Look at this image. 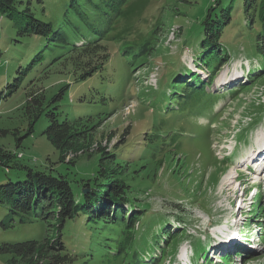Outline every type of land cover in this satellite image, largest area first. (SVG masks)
Segmentation results:
<instances>
[{
    "label": "rangeland",
    "instance_id": "obj_1",
    "mask_svg": "<svg viewBox=\"0 0 264 264\" xmlns=\"http://www.w3.org/2000/svg\"><path fill=\"white\" fill-rule=\"evenodd\" d=\"M21 1L23 9L56 28L71 20L77 25L73 0ZM228 8L232 18L221 27L219 39L230 60L213 72L217 57L203 62L205 55L197 43H187L186 34L195 37L190 28H203L209 10L224 20ZM144 13L150 23L137 19L126 27L121 18L114 24L105 68L83 81L67 58L54 60L60 48L20 35L27 13L12 18L0 13V129L7 131L0 135V146L23 152L18 160L24 165H52L75 190L78 181L92 178L93 183L96 175L97 183L83 192L99 194L113 179L123 180L131 191V201L113 209L118 221L68 219L62 229L55 219H50L53 225L41 218L10 221L8 203L0 201V248L6 242L61 235L74 256L70 264H223L227 254L230 264H264V237L256 246L261 251L239 258L233 257L237 247L232 244L244 231L264 225L258 197L248 191L255 175L264 180V170L245 168L260 165L245 152L264 151V24L246 19L243 0H150ZM156 18L159 23L145 41ZM74 24L64 29L72 41L77 39ZM39 53L42 58L35 59ZM169 69L177 74L168 75L173 86L164 88ZM187 83L190 89L181 90ZM65 85L61 118L78 121L82 132L77 150L63 154L74 165L60 161L61 152L43 133L49 125L45 113L34 132L26 134L28 93L40 91L49 99ZM196 90L202 91L203 108L183 111L186 96ZM104 151L116 155L98 166L99 158L108 155ZM19 176H25L23 169L7 172L0 165V184ZM141 208L147 211L138 216ZM123 215L128 222L119 221ZM209 249L217 259L205 252ZM11 257L0 249V264Z\"/></svg>",
    "mask_w": 264,
    "mask_h": 264
},
{
    "label": "trees",
    "instance_id": "obj_2",
    "mask_svg": "<svg viewBox=\"0 0 264 264\" xmlns=\"http://www.w3.org/2000/svg\"><path fill=\"white\" fill-rule=\"evenodd\" d=\"M21 2L24 1L0 0V13L6 14L10 18L14 17L16 13H27L29 20L26 26L19 30L20 35H34L37 38H42L48 41L52 50L60 48L62 52L54 60L67 58L71 61L72 65L78 69V80L81 81L87 80L105 68L110 57V50L108 49L110 33L118 20L123 18L126 21V27H132L137 19H142L145 24L150 23L149 18L143 17L150 0H83L82 2L73 0L72 7L78 13V16L76 15L77 25L71 20L69 22L65 21L59 28H56L51 22L36 17L30 8L23 9L22 5H20ZM243 2L246 19H249L254 24L255 19L258 18V21L260 20L264 24V0H243ZM212 9L208 11L205 19L201 21V24H204L203 28L199 30V26L195 27L194 25L190 28L195 33V37L192 38V33L186 35H188L187 43H197L202 56L205 55L202 59L203 62L207 63L208 57H217V62L215 59L211 62L212 66H214V72L219 70L217 68L219 65L226 64L230 60L229 51L225 52L219 37L221 27L231 20L232 13L230 12L231 8H228L227 12H225L226 18L217 20L215 18L217 13H211ZM223 21L225 22L223 23ZM158 23L157 18L152 22L150 28L143 35L145 41L146 39L147 41L150 40L152 30L157 27L156 24ZM70 24H74L73 30L77 35V39L73 41L66 30H64ZM196 30L197 32H195ZM197 36L198 38H196ZM80 38L82 42H79ZM51 41L55 43L51 44ZM145 44L143 45L145 46ZM150 47L152 46L150 45ZM262 47L264 48V41L262 42ZM222 52L223 56L220 55ZM260 52L264 55V50ZM40 58H42V53L37 54L35 57V59ZM185 71L188 73L187 70ZM176 74L173 69L166 71L163 83L164 88L173 86L168 75L175 76ZM183 78L186 79L185 76ZM212 80L213 76L210 77L209 81ZM174 81L180 82V80ZM203 82L205 84L206 81L203 80ZM178 85L176 84L175 87H178ZM190 87L187 83L181 90L188 91ZM68 89L69 85L61 87L49 99L45 94H40V91L27 92V104L24 107L28 120L27 135H31L34 132L37 122L44 113L49 118V125L43 133L54 147L61 152L60 161L63 162H66L63 154L77 150L78 144L82 140V132L78 128V121H72L68 117L61 118L62 112L59 101L64 98ZM201 92L196 90L186 96L181 109L183 108V111H185V108H191L197 111L203 108V102L199 99ZM182 93L185 92L182 91ZM6 132V129H0V135ZM154 146H157V144ZM107 153L108 155H106ZM104 154L106 156L99 158L98 166H101L104 160L113 159L116 155H110L111 153L106 151H104ZM22 157H24L23 152L15 153L0 146V165L4 166L7 172H10L11 168L25 171V176H19L15 180L9 179L7 183L0 184V201L8 203L10 221H15L18 218L21 223H26L41 218L53 225L50 223V219H55L58 223V229H62L68 219H72L73 222L79 218L85 220L86 217L95 220L104 218L116 221L113 211L114 207L121 210L119 203L127 204L131 201L128 196L131 192L130 187L123 180H111L103 186L99 194L95 193V191L83 192V188H90L88 186L97 183L95 180L98 179V176L95 175L93 183L90 182L92 178L81 179L78 181L75 190L68 176L52 165L44 169L31 167L20 163L18 158ZM66 163L74 165L69 161ZM101 172L102 170L99 171V175H101ZM97 185L95 187L98 188ZM262 191L259 195L260 198H262ZM123 196L127 200H121L120 198ZM258 203L260 204V200H258ZM146 211V208H141L137 215L142 216ZM139 220L136 222L138 223ZM119 221L128 222L124 215ZM133 227L135 228V226ZM130 236L132 237V235L128 237L129 243L131 242ZM0 249L12 254L8 264H70L74 261V256L70 253V249L64 239L61 238V235L54 239L45 237L43 240L27 239L19 242H6Z\"/></svg>",
    "mask_w": 264,
    "mask_h": 264
},
{
    "label": "bare ground",
    "instance_id": "obj_3",
    "mask_svg": "<svg viewBox=\"0 0 264 264\" xmlns=\"http://www.w3.org/2000/svg\"><path fill=\"white\" fill-rule=\"evenodd\" d=\"M259 179H261V177H260V176L258 177V181H257V182H259ZM257 192H259V191H257Z\"/></svg>",
    "mask_w": 264,
    "mask_h": 264
},
{
    "label": "water",
    "instance_id": "obj_4",
    "mask_svg": "<svg viewBox=\"0 0 264 264\" xmlns=\"http://www.w3.org/2000/svg\"><path fill=\"white\" fill-rule=\"evenodd\" d=\"M85 191H87V190H85ZM85 191H84V192H85Z\"/></svg>",
    "mask_w": 264,
    "mask_h": 264
}]
</instances>
